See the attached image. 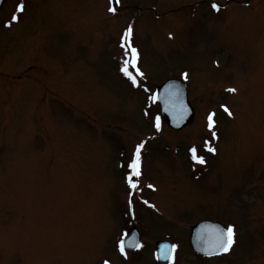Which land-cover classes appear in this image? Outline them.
I'll list each match as a JSON object with an SVG mask.
<instances>
[{
  "label": "rangeland",
  "instance_id": "1",
  "mask_svg": "<svg viewBox=\"0 0 264 264\" xmlns=\"http://www.w3.org/2000/svg\"><path fill=\"white\" fill-rule=\"evenodd\" d=\"M212 2L119 0L113 12L110 0H23L22 11L8 0L0 264H264V0ZM129 27L136 54L126 56ZM129 59L136 84L121 71ZM169 77L187 82L195 108L178 132L154 93ZM203 218L234 226L235 242L214 258L189 245ZM133 225L142 244L121 253ZM164 238L175 246L168 263L155 251Z\"/></svg>",
  "mask_w": 264,
  "mask_h": 264
},
{
  "label": "water",
  "instance_id": "2",
  "mask_svg": "<svg viewBox=\"0 0 264 264\" xmlns=\"http://www.w3.org/2000/svg\"><path fill=\"white\" fill-rule=\"evenodd\" d=\"M5 0H0V7ZM157 99L161 106V112L166 117L170 126L181 128L188 124L193 118V108L188 99L186 85L177 79H169L157 87ZM222 226L215 222L203 221L193 225L191 230V243L193 247L200 253L208 254L214 245L213 229ZM216 230V231H217ZM129 239H135L134 232ZM139 242V238L131 241L128 248H134ZM158 253L162 260L168 259L172 255V247L169 243L158 242ZM164 253H170L164 256Z\"/></svg>",
  "mask_w": 264,
  "mask_h": 264
},
{
  "label": "snow or ice",
  "instance_id": "3",
  "mask_svg": "<svg viewBox=\"0 0 264 264\" xmlns=\"http://www.w3.org/2000/svg\"><path fill=\"white\" fill-rule=\"evenodd\" d=\"M111 2V0H110ZM115 3L118 4L119 0H115ZM23 0H21V3L19 5L20 10H23ZM211 7L213 10L215 11H219L220 9V5L218 3H216V0H213ZM109 11H116L115 7H110ZM17 19V16L13 15L11 17V20L15 21ZM131 34V27L128 28V30L125 33L124 36V40L127 42V48L125 50V55L128 56L129 52H128V48H131V44L129 41V37ZM131 53L136 54V49L135 48H131ZM131 64L133 67H135L134 61L132 59H129L127 61H125V66L121 68V71L124 72V74L132 81L133 84H136V77L132 74V72H130L128 70L127 65ZM137 72H139V69H136ZM141 76L143 75V73H139ZM227 91L229 92H235L236 89L235 88H230L227 89ZM221 107L224 109V111L231 116L232 113L231 111L224 105H221ZM214 113H210L208 116V128L211 131V135L213 138H216V131H215V120H214ZM156 129L159 130L160 128V124H159V118H157V123L155 125ZM143 142L139 145L136 146V151L134 154V158L131 160V162L128 164V168L132 169L133 172L129 175L128 177V182L130 184V187L135 188L136 187V183H133L132 181V175L134 174L136 177H139L140 175V153H141V149L143 148ZM207 146V145H206ZM208 150L211 152H215L216 149L214 147H210L208 146ZM191 153H192V159L194 161H197L200 164L205 163L204 157L201 155L197 154V149L195 146H193L190 149ZM138 183V181H137ZM149 187H151V185H149ZM235 242V230H234V226L233 225H228L226 228L224 229H220L218 231V235H217V239L216 242L214 243V245L212 246V250L208 251V254H214L217 252H226L230 249L231 245ZM139 245H137L138 247ZM173 248L175 247L174 245L172 246ZM120 251L121 253H124L125 248H124V241L121 240L120 241ZM170 255V253H164V256H168ZM103 264H108V261L105 260L103 262Z\"/></svg>",
  "mask_w": 264,
  "mask_h": 264
}]
</instances>
